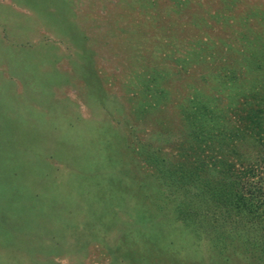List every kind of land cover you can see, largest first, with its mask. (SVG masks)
Listing matches in <instances>:
<instances>
[{
	"label": "rangeland",
	"instance_id": "rangeland-1",
	"mask_svg": "<svg viewBox=\"0 0 264 264\" xmlns=\"http://www.w3.org/2000/svg\"><path fill=\"white\" fill-rule=\"evenodd\" d=\"M263 200L264 0H0V264H264Z\"/></svg>",
	"mask_w": 264,
	"mask_h": 264
},
{
	"label": "trees",
	"instance_id": "trees-1",
	"mask_svg": "<svg viewBox=\"0 0 264 264\" xmlns=\"http://www.w3.org/2000/svg\"><path fill=\"white\" fill-rule=\"evenodd\" d=\"M248 118V122L251 124V125H256V127H258V128H260L259 126H258V124H260L261 122H260V120H259V117H258V115H257V113L256 114H251L250 116H248L247 117ZM254 127V126H253ZM264 201V200H263ZM244 202H245V204L244 203H241L239 206H240V209L242 208V206H246L249 202L247 201V200H244ZM256 204V202L255 201H252V203H250L249 205H255ZM234 207H238V206H234ZM258 208V206H256V210H258L257 209ZM234 210H236V208L234 209ZM237 211V210H236Z\"/></svg>",
	"mask_w": 264,
	"mask_h": 264
}]
</instances>
